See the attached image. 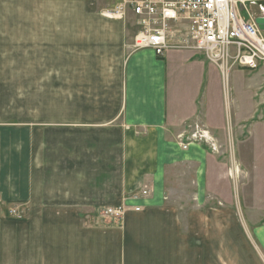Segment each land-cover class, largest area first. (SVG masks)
Segmentation results:
<instances>
[{
    "label": "crops",
    "instance_id": "1",
    "mask_svg": "<svg viewBox=\"0 0 264 264\" xmlns=\"http://www.w3.org/2000/svg\"><path fill=\"white\" fill-rule=\"evenodd\" d=\"M121 1L0 0V108L15 109L0 125V264H215L214 246L232 241L264 264V218L248 226L209 192V146H180L199 124L227 136L206 116L220 73L189 49L134 51L132 11L107 15ZM240 71L236 85L261 78ZM186 165L196 195L181 216L166 182ZM19 203L26 221H8Z\"/></svg>",
    "mask_w": 264,
    "mask_h": 264
},
{
    "label": "rangeland",
    "instance_id": "2",
    "mask_svg": "<svg viewBox=\"0 0 264 264\" xmlns=\"http://www.w3.org/2000/svg\"><path fill=\"white\" fill-rule=\"evenodd\" d=\"M238 8L241 16L246 18L240 5ZM133 27H136L138 31V21H135V25L133 22ZM176 28L178 27L172 25L169 29L172 34L170 45L173 46L179 44H177L179 35L174 32ZM261 69H264V65H261L259 69L252 73L241 69L240 72L243 73V77L261 75L260 79L257 77V80L252 81L251 86L248 85V82L244 84L241 78L236 85L233 74L234 69L229 74L227 83L221 80L220 91L217 82L209 91L207 119L214 125L219 126L222 135L227 136L217 139L218 132L209 130L203 124L192 127V133L196 132L197 136L212 142L207 144L211 152L205 147L207 152H213L211 145L217 148L215 160L210 159L209 161L210 169L207 172L208 183L206 184L209 192L217 191L219 196H224L227 201L231 202V207L242 208L248 226L260 218H264V74ZM236 86L237 88H235ZM9 93L10 91L2 95L1 98H7ZM14 110V108H0V125L14 123L11 119ZM166 185L168 205L178 209L180 215L184 216L188 209L194 206L192 202L193 196L196 195L194 166L186 165L171 169L167 175ZM207 187L205 186V189ZM26 208L27 205L21 203L8 205L6 219L10 222L26 221ZM108 208L113 207L103 209L102 215ZM123 215L120 218L104 215L103 217L120 221ZM9 243L10 241H8ZM236 244L232 241L231 251L224 249L222 243L215 245L213 252L215 264H223V261H225V264H249L247 260V263L245 262L243 253L234 248ZM10 245H7V255L11 252L12 245ZM5 264H12V262L8 259ZM26 264H28L27 261Z\"/></svg>",
    "mask_w": 264,
    "mask_h": 264
},
{
    "label": "built area",
    "instance_id": "3",
    "mask_svg": "<svg viewBox=\"0 0 264 264\" xmlns=\"http://www.w3.org/2000/svg\"><path fill=\"white\" fill-rule=\"evenodd\" d=\"M239 5L246 18L241 16ZM127 9L138 21L134 51L150 49L156 56L170 49L198 52L218 69L224 83L234 69L255 71L264 65V31L255 23L264 18V6L257 0H124L107 15L122 16ZM172 25L178 27L174 32L179 35V44L175 46L170 45ZM179 139H184L180 140L182 150L190 144L211 142L196 132ZM140 195L145 197L148 191ZM124 210L108 208L103 215L120 218Z\"/></svg>",
    "mask_w": 264,
    "mask_h": 264
},
{
    "label": "water",
    "instance_id": "4",
    "mask_svg": "<svg viewBox=\"0 0 264 264\" xmlns=\"http://www.w3.org/2000/svg\"><path fill=\"white\" fill-rule=\"evenodd\" d=\"M255 23L258 25L261 31H264V18H257Z\"/></svg>",
    "mask_w": 264,
    "mask_h": 264
},
{
    "label": "bare ground",
    "instance_id": "5",
    "mask_svg": "<svg viewBox=\"0 0 264 264\" xmlns=\"http://www.w3.org/2000/svg\"><path fill=\"white\" fill-rule=\"evenodd\" d=\"M258 3L263 4L264 6V0H257Z\"/></svg>",
    "mask_w": 264,
    "mask_h": 264
}]
</instances>
